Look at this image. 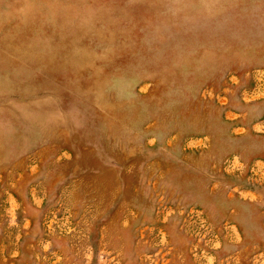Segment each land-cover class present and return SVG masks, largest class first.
Returning a JSON list of instances; mask_svg holds the SVG:
<instances>
[{
    "label": "rangeland",
    "instance_id": "1",
    "mask_svg": "<svg viewBox=\"0 0 264 264\" xmlns=\"http://www.w3.org/2000/svg\"><path fill=\"white\" fill-rule=\"evenodd\" d=\"M0 264H264V0H0Z\"/></svg>",
    "mask_w": 264,
    "mask_h": 264
}]
</instances>
